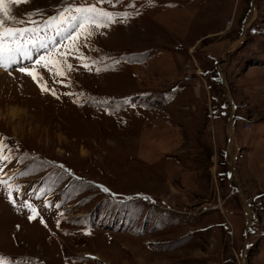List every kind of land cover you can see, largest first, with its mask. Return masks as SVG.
Returning <instances> with one entry per match:
<instances>
[{"label": "rangeland", "instance_id": "rangeland-1", "mask_svg": "<svg viewBox=\"0 0 264 264\" xmlns=\"http://www.w3.org/2000/svg\"><path fill=\"white\" fill-rule=\"evenodd\" d=\"M83 2L6 0L25 20L11 26L40 29L33 60L63 39L45 21ZM97 7L129 19L81 38L67 56L74 70L56 78L71 87L37 66L59 99L0 68V137L11 157L0 163V264H264V0ZM81 54L102 70H85ZM229 147L253 213L247 234ZM9 186L19 189L15 205ZM25 201L37 209L32 221Z\"/></svg>", "mask_w": 264, "mask_h": 264}, {"label": "snow or ice", "instance_id": "snow-or-ice-1", "mask_svg": "<svg viewBox=\"0 0 264 264\" xmlns=\"http://www.w3.org/2000/svg\"><path fill=\"white\" fill-rule=\"evenodd\" d=\"M22 2H28V0H10V3L15 5H19ZM121 2L122 0H94V3L87 4L85 0V2L79 6L69 5L63 9H58L57 16L51 17L45 21V27L48 28L55 26L56 36H62L63 39L59 43L55 39L50 40L49 42L56 45V47L44 54L37 55L36 59L33 60V50L37 49L38 45L36 34L40 29L37 27L11 26L12 23L19 25L25 24V20L17 17L13 13L12 9L6 4V0H0V68H3L5 71L12 69V71L23 73L37 84L42 93H49L59 99L56 90L50 88L48 82L37 71V66L43 67L50 75H53V83H60L65 87H71L70 83L64 84L63 79L56 78H67V73L74 70L73 65L68 62L67 56L71 55L73 52H79L78 42L81 38L83 37L85 41L90 40L91 37L96 34L93 31L94 28H107L118 21L129 19L128 13L116 14L107 11L103 7H97V4H108L115 7ZM148 2L152 3V0H148ZM32 15L33 14L31 13L28 14L27 23L36 24V21L31 18ZM62 25H66V27H61ZM69 32V35H65ZM64 40L72 43L70 45H65ZM39 48L47 49L48 43L42 41L39 42ZM61 48H64L65 51L60 52ZM54 53L64 57V59H54ZM76 58L79 59L81 66L84 67L85 70L91 71L93 67H95L97 73L102 70L101 67L98 66L99 62L91 61L89 63V58L87 56L81 54ZM24 60L32 61V64L16 68L13 67ZM9 74L11 75L12 73L9 72ZM66 94L71 95V93ZM7 150L5 138L0 137V163L11 161V157L5 155ZM0 183L7 184V182L3 180H0ZM102 190L105 192L109 191V189L103 187ZM13 191L18 193L19 189H13L9 186V198L13 205H15L16 201L12 198ZM22 206L27 207L32 213V215L28 217L29 221L36 218L38 212L31 203L25 201ZM60 215L63 216V213ZM41 222L44 223L43 220H41ZM45 226L47 225L45 224ZM57 226L59 227V222Z\"/></svg>", "mask_w": 264, "mask_h": 264}, {"label": "water", "instance_id": "water-1", "mask_svg": "<svg viewBox=\"0 0 264 264\" xmlns=\"http://www.w3.org/2000/svg\"><path fill=\"white\" fill-rule=\"evenodd\" d=\"M253 6H252V9L250 10V13L253 12ZM228 54V50L224 53V58L226 57V55ZM224 58L222 60H224ZM216 69H217V72L221 78V82L224 86V97H225V100L227 101V103L230 105L231 109L233 110V103L229 97V94L227 92V88H226V85H225V81H224V78L220 72V69H219V63H216L215 65ZM229 125L232 126V116L230 117L229 121H228V125H227V130H228V127ZM229 150H230V156H231V163H230V173H229V178L234 181L235 185H236V191L241 195L244 203H245V206L247 207V211H248V220H247V227H246V234L248 233V230H249V226L251 225L252 223V220H253V213L251 211V209L249 208V204L246 200V197L245 195L243 194V192L241 191L240 187H239V184L238 182L235 180V176H234V157H233V154L231 152V148L229 147ZM247 247V242H245L244 244V247H243V250H242V258L245 259V249ZM245 262V261H244Z\"/></svg>", "mask_w": 264, "mask_h": 264}, {"label": "bare ground", "instance_id": "bare-ground-1", "mask_svg": "<svg viewBox=\"0 0 264 264\" xmlns=\"http://www.w3.org/2000/svg\"><path fill=\"white\" fill-rule=\"evenodd\" d=\"M247 24V23H246ZM246 24H245V27H246ZM24 61H26V60H24ZM23 62V61H22ZM21 62V63H22ZM3 72H1L0 71V75L2 74ZM3 75V74H2ZM11 114H13V113H11ZM232 128H233V126H231V125H229V127H228V130H227V132H228V136L230 137V138H232L233 137V135H232ZM230 131V132H229Z\"/></svg>", "mask_w": 264, "mask_h": 264}]
</instances>
